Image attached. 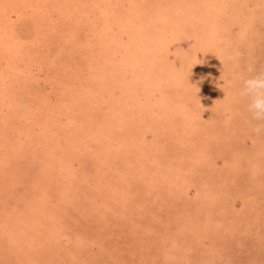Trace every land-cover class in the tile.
<instances>
[{
    "label": "rangeland",
    "instance_id": "rangeland-1",
    "mask_svg": "<svg viewBox=\"0 0 264 264\" xmlns=\"http://www.w3.org/2000/svg\"><path fill=\"white\" fill-rule=\"evenodd\" d=\"M70 1L76 2L78 8L81 6V13L83 11L86 15L98 13V10L93 8L96 0ZM136 1L138 0H121L120 2L117 0V7L115 6L117 13L115 15L117 19L119 18V21L121 20V23L135 19L137 15L138 17L140 16L138 18V22H140L138 28L134 26L135 22L133 25L124 23L123 26L125 28H123L122 32H117V34L120 36L121 41H131L142 37L143 40L141 41L145 43L139 42L141 44L139 49L141 52L138 65H141L140 62L146 59L145 55L147 54L148 58L149 56L151 57V60L164 58L163 73L165 74L156 75L154 85L156 87L162 85L161 87L166 92L165 95L168 98L171 97L177 108L180 109L179 113L176 114L165 110L167 115H173V117L171 116L172 119L168 118L169 124L163 122L165 123L163 134L160 135L159 131H157L153 135L152 132L147 131L144 136L145 142L142 146L139 145L141 147L133 145L126 152L125 158L122 159L121 155L114 158L111 156L110 161L106 163L105 172L116 173V177H120L118 171L124 170L121 179L123 177L128 185V190L133 191L131 194L133 195V204L136 207L130 208V211L126 208L128 211L125 212V215L117 209L115 212L112 211L111 214L104 216L103 205L92 202L94 194L91 192L84 195L85 199L80 198L82 196H77V198L75 196L76 199L73 203L66 204L62 214H60V217L63 218L60 222L55 217L58 212L55 215L53 214V206L56 205L50 202L51 205L48 204L49 206L39 209L40 214L43 216L38 221L42 220L43 223H34L33 225L37 224L36 227L39 229H37L36 234L29 236L26 233H30V229L35 227L31 226L33 222L30 223V217L33 213H31L30 208H23L22 195L16 194L17 190H19L17 180L15 179V185L11 189L20 200L7 194L9 189L5 188L4 183H2L0 184V255H7L5 258L9 260V257H11L14 260L13 256H15L14 253L16 252L13 249V243L15 242L9 229H11V226H15L17 227L14 228L15 231L18 230L21 233L25 230L26 232L22 233L26 234L24 235L26 238H24L23 243L27 241L26 244L29 245L30 239H32L38 245V247L34 246L33 249L23 251L32 254L31 261L27 260L28 264H43V262L58 264L50 261L49 256L52 255V251H49V248H40L41 246L45 247L42 244L44 241L47 247H49L48 245L53 247L61 246L63 251L66 249L65 246H67L74 253L73 255L71 254L72 257L70 255L65 256L61 250L59 253L54 254L60 256L62 260L60 264L68 262L69 259L70 262L67 264H264V223H262L264 222V127H261L258 132L255 131V128L258 125H264V122L253 120L247 110L246 99L238 96L241 78L248 75L247 67L249 65H252L257 71H264V0H258L259 2L257 0H153V4L155 3L156 6L152 5V8L145 2L141 7H133L136 5ZM6 3L15 5L14 0L6 1ZM96 4H98L99 8L101 3L96 2ZM54 5L47 12L45 11L44 14H41V21L43 25L45 22H53L50 27H55L56 25L59 34L56 38L60 39V42L56 43L57 39H54L51 42L52 44L48 43L47 46H40L41 53L36 58L34 56L32 61L28 57V59H24V65L26 64L27 67L29 62L31 67V70L27 72L28 79L23 80L22 74L29 70L23 66L20 79H14L15 84H12L11 87L9 86L10 88L5 91L4 96L0 95V117H2L0 118V130H6L7 126H9L15 134L13 140L26 144L29 149L32 147L35 154L39 151V144L42 141V132L39 129L40 118H38L39 115L35 114L39 105L38 101L45 102L49 100V102H53L54 97L62 92L59 83L69 81L70 77H74L73 80L75 81V76L67 73V71L69 72V67L74 65V60L71 59L73 58L72 54H68L64 45H68L67 42L71 37L66 38L67 41L64 38L65 36L61 38L63 30L61 28L65 27L68 30L75 28L82 36H79V39L81 41L84 40V17L81 18L82 20L79 17L73 20L72 18L79 14L75 12L71 14L73 10L71 5H67L69 10L62 4V9L61 5L58 6L56 4V7ZM234 6H236L234 11H239L235 16L230 13ZM142 7L146 9L145 13ZM29 8L32 10L33 5L29 6ZM133 10L138 12H135L137 15L133 13ZM148 12H150L148 17H153L151 23H147L150 28L145 24V26H142L143 22L139 21L145 18ZM35 14H37L36 17L39 19V11ZM22 16L23 19L30 17L26 10ZM157 18L161 19L164 24L167 23L165 26L169 30L166 31L162 28L155 30V24L152 23ZM179 20L182 21L181 28L173 29L176 32L172 33L170 30L175 28L173 24L178 23ZM12 21L14 22L12 25L17 28L16 30L23 32L26 21L20 20V24L16 18H13ZM74 21H77L78 24L74 23ZM94 21L96 22V20ZM5 22H8L5 25L10 26L11 19H6ZM193 26L196 27L195 32H193L194 35H197L198 42L202 43L204 47L202 54H194L193 51L187 48L188 42L186 37L184 38L183 36V33L191 30ZM132 28L136 30L137 34L133 33L132 35L131 31H129ZM163 31L165 34H163ZM127 32L131 34L128 35ZM66 33L68 32L65 31V35ZM191 36L193 37V35ZM39 41L41 42V39ZM70 45L74 47L72 43ZM159 48L161 49L159 50ZM182 53H185V55H181ZM111 58L114 63L117 62V56ZM63 59L68 60L64 72L62 70L58 72L56 69L51 68L52 64L61 63ZM71 61L73 63H70ZM157 66L158 64L155 67ZM110 67L113 69L112 65ZM140 70L143 74V67ZM82 71L80 69L81 75L82 73L84 75V69ZM136 94L138 96V91ZM157 95V92L151 95L150 101ZM195 98L198 100L195 103L191 102ZM183 99L187 100L186 106H183V103L181 105L178 104ZM167 106L170 107L171 104L167 103ZM137 109L131 118L132 128L129 127L130 133L126 131L127 133L123 134V129L121 128L124 125L120 123V126L115 130L126 141L138 140L141 132L143 133L142 129H140L142 130L140 132L139 128L133 127V120L136 119L135 113H139ZM63 111L61 110V113L55 114L58 116L55 117V119L57 118L55 124L58 127H55L53 133L58 134V136L62 132L65 134L75 133L73 130L77 129L74 128L71 118V106L68 110L64 109ZM152 112L154 111L152 110ZM138 113L137 115L140 118ZM68 120L69 123L66 124ZM186 122L190 123L191 126L186 124ZM171 126L172 128H170ZM193 126H197V128H193ZM204 126H207L209 133L214 130V135L212 138L213 142H209L208 145L210 146L201 149L202 155L200 156L199 149L198 153H196L195 147H200L199 144H203L204 141L201 139H205L204 135H207L203 131ZM18 129L19 133L17 132ZM14 134L11 136H14ZM184 136H188L190 142H183ZM13 140L8 143L13 144ZM6 151H9V148ZM87 153H85V157L81 156L82 160L78 166L82 171L84 170V159L94 162L93 164L89 163L92 168H94L96 163L94 161L95 158H91ZM179 153H182V155ZM184 156L187 157L185 158ZM78 160L76 162L77 165ZM188 162H191L193 167L185 172L182 168ZM196 163L199 164L195 168L193 164ZM10 164L12 166V163ZM116 164H118V170H114L117 167ZM102 165L104 166V164ZM137 166L142 168V172L138 175V178H135L131 168ZM177 166H180V168L176 169ZM78 167L76 166V168ZM175 169L179 171V174L176 173ZM8 170L13 174L12 169ZM145 171L147 172L146 175L144 174ZM174 172L176 175H174ZM196 172H201L202 174H197ZM220 172L222 174H218ZM147 175H154L159 181L154 180L153 188L151 189L153 192H151L148 199L144 198L141 193L147 190L145 186L148 184L146 182ZM199 175L201 176L200 180L197 178ZM189 177L190 181L188 183L186 179H189ZM209 177L214 180V177L218 179L216 180V185L212 186L216 187L219 192L216 197L212 198L210 211L213 218L217 219L219 223L208 224V227L205 228L206 226L202 224L203 220H201L204 217L202 216L204 212L198 217V214H196L198 211L194 209L197 203H193L192 195L195 187L191 183L194 180L198 186L205 179L210 180V183H214ZM221 179L223 183L220 182ZM77 181H81L78 185L76 184V186H79L77 191L83 192L84 187H87L88 180L85 179L84 181V179L80 180L77 178ZM54 184L57 187L60 186L58 182ZM207 186L208 184L201 189L203 193L205 192L204 194H207ZM1 190H4L6 194L1 193ZM179 198L182 200L180 201ZM96 206L99 207L97 208ZM46 213L51 214L45 219ZM52 214L55 217H53L54 219ZM189 215L192 218L185 223V219ZM15 219L16 221H14ZM106 219H108L107 224L105 222ZM57 220L60 225L58 227L60 228V234L49 236L48 238L45 233L44 223H49L50 221L51 224H54ZM131 220L134 221V224L130 222ZM207 221L206 223H208ZM76 234L77 236H75ZM71 246L74 248H71ZM4 259H0V264H4ZM13 264H17V262L14 263L13 261Z\"/></svg>",
    "mask_w": 264,
    "mask_h": 264
},
{
    "label": "bare ground",
    "instance_id": "bare-ground-1",
    "mask_svg": "<svg viewBox=\"0 0 264 264\" xmlns=\"http://www.w3.org/2000/svg\"><path fill=\"white\" fill-rule=\"evenodd\" d=\"M6 1L10 2V0H1L2 3L0 2V95H2V96H4L3 94H5V91L8 88H10L12 86V84H15L14 79H16V80L20 79L21 68H23V66L26 67V64L24 65V62H23L24 59H26L28 57L32 61V58L34 56L36 58V56L41 53V50L39 49L40 46H47V44L54 41V39H57L56 43L60 42V39L56 38L59 36L57 29H56V25H55V27L54 26L50 27V24L53 22H51V23L45 22V24H44L45 26H44L42 24V21H41V14H44L45 11L47 12L48 9H51V6L53 4H55V5L58 4V6H60L62 4L66 7H67V5L72 6L73 10L71 11V14L73 12H75L76 14H79V15L73 17L72 18L73 20H76L78 17L80 19L84 17V37H83L84 42L79 39V36H81V35L78 33V30H76L75 28L73 30H68L67 28H65V27L63 28L60 25L62 27L61 29H63L62 34H61V38H63L64 36H65L64 37L65 39L66 38L68 39L71 37L70 40L67 42L68 45L67 44H64V45L66 46L68 54H72L71 56L73 58H71V59L74 60V65L72 67L71 66L69 67V72L67 71V73H69L72 76H75V81L73 80L74 77L73 78L70 77L69 81H66V82L62 81V83H59V86H60L62 92H60V94L58 96L54 97L53 102H51V101L49 102V100H46L45 102L38 101L40 106L38 105L37 111H36V113L35 112L34 113L37 116L39 115L38 118H40V125H39L40 128L39 129H40V132H42V139H41L42 141L40 140L41 141L39 144L40 149L38 151L40 154L38 152H36V154H35V151L32 149V147H31V149H29V148H27L28 146H26V144L24 145L19 141L18 142L14 141L13 138H15V134L11 131V128L9 126H7L8 127L6 129L7 131L5 129L0 130V184L4 183V187L9 189L7 191V194H9L11 197H14L17 200H20V198L18 199L17 196L15 195V192H12V189H11L15 185V182H14L15 179L17 180V182H18L17 185L19 186V188H18L19 190H17L16 194L22 195L21 202L23 204V208L24 209L30 208L31 213H33L32 216L30 217V223L33 222L31 226H35L34 228L30 229V231H31V232L29 231L30 233H26L25 230H23L21 233H19L18 230L15 231V229H14L17 227L11 226V229H9V231L12 234L11 236H13V241L15 242V243H13V245H14L13 249L16 252V253H14L15 256H13L14 260H12L11 257H9V260L7 258H5L7 255L6 256L0 255V259L5 258L4 264H13V261H14V263L17 262V264H28L27 262L29 260L31 261L32 254H30V252L25 253L23 251L33 249L34 246L38 247V245L36 243H34L32 241V239H30L31 241L29 242V245L26 244L27 241H25L23 243L24 238H26V237H24V235L28 234L29 236H31L32 234L37 233V229H39V228L36 227L37 224L36 225H33V224L36 222L40 223V224L43 223L42 220L38 221V219H40L43 216L40 214L41 212H39V209H43L45 206H49L48 204H50V202H51V204L53 203L54 205H56V206H53V210H54L53 214L55 215L58 212V215L56 214L55 217H57V219L60 222L63 220V218L60 217V214H62V212L64 210L63 208L65 207L66 204L68 205V204L73 203L74 200L77 198V196L78 197L82 196L80 198L85 199L84 195L87 193H91V192H92V194H94L92 196V202L93 203L96 202L99 204L101 203V205H103L102 210L104 211V214H105L104 216H107V214H111L112 211L115 212L117 209L119 211H121L123 215H125L126 214L125 212L128 210L130 211V208L132 209V208L136 207V205L133 204L134 203L133 195L131 194L133 191L132 192L129 191L128 185H127L125 179H123V177H122L123 180L121 179V175L123 174L124 170L121 169V171H118L120 177H116V173H110L109 171L105 172V170H106L105 166L107 165L106 163L110 161L111 156L114 158V157H119L121 155L120 157H122V159L125 158L126 152L133 145H135V147H141L143 145V143L145 142L144 136H145V133L147 131L152 132V134L159 131L160 135L163 134L165 131L163 129L165 126L164 124L168 123V121H169L168 118L172 119V117H173V115H171L172 117L170 115H167L165 110H168V112H172V113L176 114V113H179L180 109L177 108L176 104L173 102V99L171 97L168 98L167 95H165L166 92L164 91L163 87H161L162 85L159 87H156L154 85L155 76L158 74H160L159 76H161L162 74H165V73H163L164 58H160V59L154 58L153 60H151V57L149 56V58H148V54H147V55H145L146 59L140 62L141 65H138L139 55L141 52L139 50L141 48L140 47L141 44L139 42H142L143 44L145 43L144 41H141V40H143L142 37H139L140 39H132L131 41L130 40H128V41L122 40L121 41L120 36L117 34V32H122L123 28H125L123 26L124 23H126V24L129 23L128 25H133V23L135 22L134 26L136 28H138L140 26V22H138V18L140 16L138 17V15L135 14L136 11L133 10V13L135 15H137V17H135V19L128 20V21L126 20L123 23H121L120 22L121 20L119 21V18L117 19V16L115 15V13H117V10H116L117 0H96L95 3L93 4V8L98 10V13L96 14V12H95V15L94 14H92V15L87 14L88 16L85 14L84 11H83V13H81V6H80V8H78V5H76L77 3L71 2L70 0H67V1L66 0H24V1L14 0L15 1L14 6L7 4ZM120 1L121 0H118V2H120ZM241 1H243V0H241ZM96 2L101 3L99 5L100 6L99 8H98V4H96ZM144 2L147 3V5L149 4L148 6H150L151 8H152V5L156 6L155 3L153 4V0H151V2H150V0H138V1H136V5H134L133 7H137V8L141 7ZM20 4H23V5L20 6ZM32 5H33V9L30 10L31 8H29V6H32ZM62 5H61V9L63 7ZM211 6L213 7V5H211ZM234 7H233V9L230 10V13L233 14V16L237 15V12H239V11H234V9L236 10V6H234ZM23 8L26 11H28V16H30V17H27V19H23L22 15L24 14V11H25V10L23 11ZM64 10H66V8H64ZM68 10H69V8H68ZM142 10L144 13L146 12L145 8H143ZM38 11H39V15H40L39 19L36 17V15L38 13L35 14ZM261 11H262V8H261ZM68 12H70V11H68ZM150 12H148V14L145 18H143V19L141 18L142 20H139V21L143 22V25L141 24L142 26L147 25V23H151V21L153 20V17H148ZM192 12H193V10H192ZM136 13H138V12H136ZM134 14H133V16H134ZM186 15H187V13H186ZM89 16L91 19L89 18ZM250 16H252V15H250ZM255 16H256V14H255ZM13 18L14 19L16 18L17 21H19V24H20V20L26 21V23L24 24L26 26L24 27L23 32L17 31L16 30L17 28L15 27V25H12V24H14V22L12 21ZM6 19L7 20L11 19L10 26L5 25V24H8V22H5ZM85 19H87V21H85ZM94 20H96V22ZM74 23H77V21H74ZM152 24H155L154 25L155 30H157L159 28H162L163 30H166V31L169 30L167 28V26H165L167 23L164 24V22H162L161 19L157 18L156 21H153ZM171 24H172V22H171ZM42 25H43V27H42ZM147 26L150 28L149 24ZM181 26H182V21L179 20L178 23L173 24V27H175V28H172L170 31H172V33L176 32L174 30L178 29L179 27L181 28ZM222 29H223V27H222ZM195 30H196V27L193 26V28L191 30L183 33V36H184V38L186 37V41L188 42L187 48H189L191 51H193L194 54L195 53L202 54L204 51V47H203L202 43L198 42L197 37H196L197 35H194L193 32H195ZM65 31H67L69 33V35H68V33H66V35H65ZM129 31H131L132 35H133V33L137 34V32L134 28H132V30L130 29ZM141 32L143 33L144 31L142 30ZM127 34L130 35L129 32H127ZM163 34H165L164 31H163ZM191 35H193L194 38ZM204 37H205V35H204ZM253 37H255V36H253ZM40 39H41V42L39 41ZM67 39H66V41H67ZM218 42H220V41H218ZM71 43H72V46H74V47H71V45H70ZM83 44H84V46H83ZM224 46H225V44H224ZM184 47H186V46H184ZM249 47H251V46H249ZM160 49L161 48H159V50ZM64 50H65V48H64ZM118 54H119V56H118ZM24 55H25V58H24ZM181 55H185V53H182ZM113 56H117V62H119V63H117V62L114 63V61L111 58ZM195 58H197V57L195 56ZM193 59H191V60H193ZM66 60L67 59H65V60L63 59V61L61 63L52 64L51 68L56 69L58 72L61 70L64 72L65 68L67 66V63H68V60L67 61ZM149 60H150V63H149ZM157 61H158V63H157ZM195 61H197V60H195ZM2 63H4V64H2ZM70 63H73V62L71 61ZM114 64H115V66H114ZM157 64H158V66L155 67ZM111 65H112L113 69H111V67H110ZM141 67H143V70H144L143 74L140 70ZM26 68L29 70L25 71L22 74L24 81L28 79L27 78L28 77L27 72L31 70L29 62H28V65ZM79 68L81 69V71L84 69V75H83V73L81 75ZM223 77H225V76H223ZM51 78H52V76H51ZM137 91H138V96L136 94ZM155 92L158 93L157 97H155L152 101H150V96L154 95ZM190 93H191V91H190ZM194 95H195V92H194ZM2 100H3V98H2ZM197 100L198 99L195 98L191 102L195 103ZM186 102H187V100L183 99V100H181V102L179 101L178 104L181 105L183 103V106H186L187 105ZM167 103H170L171 106L170 107L167 106ZM172 105H174L175 108L172 107ZM70 106H71V111L73 114V115L71 114V118H72V121L74 124V128H77L78 130L74 129L73 131H75V133L65 134L62 132L58 136V134L53 133V130H55V127H58L55 124L56 120H57V118L55 119V117H58V116H56L55 114L61 113V110L63 111L64 109L68 110ZM165 106H166V108H165ZM9 107H10V105H9ZM28 107L30 108V106H28ZM135 107L138 108L137 110L139 111V113L138 112L137 113L140 114V118H139V115H137V113H135L136 119L133 120V122H134L133 127L136 126L137 128H139L140 132L143 130V133L141 132V136L139 137L138 140L126 141L124 138L119 136L120 134H118L117 131H115V130H116V128H118V126H120V124L121 125L123 124L124 127L121 128V129H123V131H122L123 134H125L127 132L130 133L131 130L129 129V127L132 128L131 118H132V116L136 110ZM4 108H5V106H4ZM30 109L32 110V108H30ZM152 110L154 112H152ZM8 111H9V109H8ZM0 118H2V117H0ZM163 122H165V123H163ZM68 123H69V120L67 121L66 124H68ZM83 124H84V128H83ZM186 124L191 126L190 123H188V122H186ZM218 126H219V124H218ZM79 128L81 129L80 131H79ZM170 128H172V126ZM170 128L168 127V129H170ZM193 128H197V126H193ZM140 129H142V130H140ZM179 130L181 131V129H179ZM203 131H205L207 134V135H204L205 139H201V140H204L203 144H201V145L199 144L200 147H198V148L195 147L196 153L200 152V156L202 155L201 149L202 148L204 149L205 147L210 146V145H208V143L213 140L212 138L214 135V130L211 131V133H209L207 126L203 129ZM17 132L19 133V129L17 130ZM65 132H66V130H65ZM8 133H10V135H8ZM137 133H138V131H137ZM13 134H14V136H11ZM11 137H12V139H11ZM9 139H11L10 140L11 142L13 140V144L8 143V142H10ZM183 142H186V143L190 142L189 137L184 136ZM139 145H141V146H139ZM8 148H9V151H6ZM198 149H199V151H198ZM85 153H87V155H89L91 158H95L94 161H96V163L94 164V168H92V167H90V164H93L94 162L93 161L89 162L86 159H84L87 162L84 161V170L82 171L81 168L78 166L82 160L81 156L85 157ZM189 153H191V152H189ZM192 153L194 154V152H192ZM179 154L182 155V153H179ZM127 155H128V153H127ZM142 155H144V154H142ZM244 156H245V154H244ZM184 157L186 158L187 156H184ZM188 157H189V155H188ZM171 158H169V159H171ZM77 159H79L78 165L76 163ZM165 159H167V158H165ZM10 163H12V166ZM102 164H104V166ZM120 164H121V162H120ZM197 164H199V163L193 164L195 168L197 167L196 166ZM76 166L78 168H76ZM116 166L117 167H115L114 170H118V164H116ZM207 166H208V164H207ZM143 167H146V166H143ZM191 167H193L192 163L188 162L187 165L183 166L182 169L186 172L188 170H191ZM178 168H180V166H177L176 169H178ZM8 169H12L13 174H11ZM131 169H133L132 174L134 175V177L138 178V175H140V173L142 172V168H139L137 166V167L131 168ZM192 169H194V168H192ZM205 172H207V171H205ZM205 172H203V173H205ZM176 173L179 174V171L176 170ZM176 173L174 172V175H176ZM196 173L200 174L201 172H196ZM135 174H137V175H135ZM144 174L146 175L147 172L145 171ZM218 174H222V173L220 172ZM147 176H148L146 179L147 181L145 180L146 182H148V184L145 185L147 190L145 192H143V191L141 192L143 194V197L146 199H148L149 195H151V192H153L151 189L153 188L154 180L159 182L157 180V178L154 177V175L153 176L147 175ZM77 178H79L80 180L84 179V181H85V179L88 180L87 181V187L86 188L84 187L83 192L77 191V189H79V186H76V184L78 185V183L81 182V181H77ZM197 178H199V180H200L201 176L199 175ZM209 178L212 181H214V183H210L211 181L206 180V179L204 182H201V184L198 186L196 185L194 180L191 183L195 187L194 193L192 195L193 203H197V205L194 207V209L198 211V212H196V214H198V217L200 216L201 213L204 212L203 213L204 215H202L204 217H202L201 220H203L202 224L206 226L205 228L208 227V224L219 223V222H217V219L213 218L212 212L210 211L211 206H212V198L216 197V194H218V192H219L216 187L215 188L212 187V186L216 185V180H218V179H216V177H214L215 180L212 177H209ZM186 181L189 183L190 177H189V179H186ZM55 182H58V185H60V186L57 187L54 184ZM220 182H222V179L220 180ZM199 183H200V181H199ZM206 184H208V186L206 187L207 188V194H204L205 192L203 193V191H201V189L204 186H206ZM90 187H92V188H90ZM1 193L6 194V192L4 190H1ZM2 196H6V195H2ZM72 196H74V197H72ZM75 196H76V198H75ZM137 197L139 198V196H137ZM54 200H55V202H53ZM181 200L182 199H180V201ZM137 201H140V200H137ZM184 202H185V200H184ZM96 207L98 208L99 206H96ZM126 208L128 210H126ZM216 209H218V208H216ZM228 209H230V208H228ZM156 212H158V211H156ZM131 213H132V210H131ZM253 213H255V212H253ZM50 214L51 213H49V214L46 213L45 219ZM53 214H52V218L54 217ZM20 215H22V214H20ZM65 215H66V212H65ZM159 215H161V214H159ZM170 216H171V214H170ZM3 218H4V216H3ZM49 218H51V217H49ZM191 218H192V216L189 215L187 217V219H185V223H187V221H189ZM58 220L54 224H51L50 221H49V223H47V222L44 223L45 233H46L48 238H49V236L50 237L54 236V235L57 236L60 234V228H58V227H60V225L58 223ZM87 220H89V219H87ZM207 220H209V221H207ZM14 221H16V219ZM206 221L208 223H206ZM263 221H264V219H263ZM105 222L107 224L108 219H106ZM130 222L132 224H134V221L131 220ZM262 223H264V222H262ZM260 224H261V222H260ZM262 225H260V226H262ZM131 226H133V225H131ZM22 233H26V234H22ZM75 236H77V234ZM21 243H23V244L20 246ZM42 244H44L45 247L41 246L40 248H42V249H44V248L48 249L49 248V251H52V255L49 256L50 261L53 263L60 264L62 261L60 256L54 255V254L59 253L60 250L62 251V247L61 246L53 247L50 245H48L49 247H47L45 244V241ZM51 247H53V248H51ZM179 247H180V245H179ZM65 248L66 249H64L62 251V254H64L65 256L70 255L72 257V255L74 253L71 252L69 247L65 246ZM71 248H74V247L71 246ZM31 251L33 252V250H31ZM111 252H113V251H111ZM69 262H70V259L68 262L67 261L64 262V264H67ZM43 264H47V263L43 262Z\"/></svg>",
    "mask_w": 264,
    "mask_h": 264
},
{
    "label": "clouds",
    "instance_id": "clouds-1",
    "mask_svg": "<svg viewBox=\"0 0 264 264\" xmlns=\"http://www.w3.org/2000/svg\"><path fill=\"white\" fill-rule=\"evenodd\" d=\"M248 75L241 78L238 96L247 101V110L253 120L264 122V71H257L252 65L247 67ZM264 125H258L260 131Z\"/></svg>",
    "mask_w": 264,
    "mask_h": 264
}]
</instances>
